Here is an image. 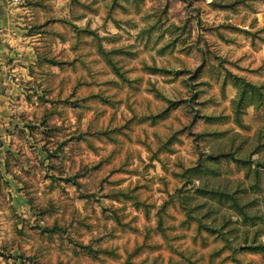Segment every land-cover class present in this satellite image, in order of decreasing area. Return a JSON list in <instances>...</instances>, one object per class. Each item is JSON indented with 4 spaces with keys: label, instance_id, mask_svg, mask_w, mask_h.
<instances>
[{
    "label": "rangeland",
    "instance_id": "obj_1",
    "mask_svg": "<svg viewBox=\"0 0 264 264\" xmlns=\"http://www.w3.org/2000/svg\"><path fill=\"white\" fill-rule=\"evenodd\" d=\"M243 3L11 2L33 58L0 217L49 255L0 257L264 264V19Z\"/></svg>",
    "mask_w": 264,
    "mask_h": 264
},
{
    "label": "crops",
    "instance_id": "obj_2",
    "mask_svg": "<svg viewBox=\"0 0 264 264\" xmlns=\"http://www.w3.org/2000/svg\"><path fill=\"white\" fill-rule=\"evenodd\" d=\"M21 12L16 5L0 0V151L5 147L1 142L6 141L13 125L21 82L29 77L27 69L33 58L30 37L20 20Z\"/></svg>",
    "mask_w": 264,
    "mask_h": 264
},
{
    "label": "clouds",
    "instance_id": "obj_3",
    "mask_svg": "<svg viewBox=\"0 0 264 264\" xmlns=\"http://www.w3.org/2000/svg\"><path fill=\"white\" fill-rule=\"evenodd\" d=\"M239 11L242 15L248 16L258 13L262 19H264V0H244V3L240 5ZM5 221L4 227L0 229V252H21L25 256L34 255L36 261L43 259L49 255V250L43 246L37 248L35 244H31L29 240L28 228L31 226L27 221L18 225L19 228H23L25 235L23 237H17L15 231L9 228L8 215L5 213L3 217H0ZM11 224H15V221H11ZM28 244L30 250H26L24 245ZM0 264H15V258L11 260H5L0 257ZM24 264H33V261L25 260Z\"/></svg>",
    "mask_w": 264,
    "mask_h": 264
},
{
    "label": "built area",
    "instance_id": "obj_4",
    "mask_svg": "<svg viewBox=\"0 0 264 264\" xmlns=\"http://www.w3.org/2000/svg\"><path fill=\"white\" fill-rule=\"evenodd\" d=\"M8 1L11 3V2H16V1H18V0H8Z\"/></svg>",
    "mask_w": 264,
    "mask_h": 264
}]
</instances>
